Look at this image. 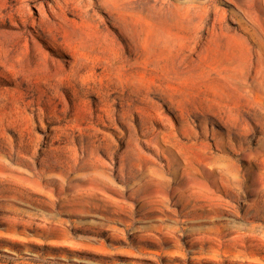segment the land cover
Returning <instances> with one entry per match:
<instances>
[{
	"label": "rangeland",
	"instance_id": "obj_1",
	"mask_svg": "<svg viewBox=\"0 0 264 264\" xmlns=\"http://www.w3.org/2000/svg\"><path fill=\"white\" fill-rule=\"evenodd\" d=\"M0 264H264V0H0Z\"/></svg>",
	"mask_w": 264,
	"mask_h": 264
},
{
	"label": "bare ground",
	"instance_id": "obj_2",
	"mask_svg": "<svg viewBox=\"0 0 264 264\" xmlns=\"http://www.w3.org/2000/svg\"><path fill=\"white\" fill-rule=\"evenodd\" d=\"M206 11H207V10H206ZM209 15H210V10H208L206 14L202 15L200 20H201L202 22H205V20L208 18ZM201 21H200V22H201Z\"/></svg>",
	"mask_w": 264,
	"mask_h": 264
}]
</instances>
